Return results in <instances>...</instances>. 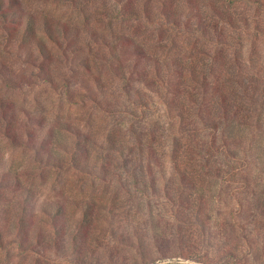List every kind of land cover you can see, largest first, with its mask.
I'll use <instances>...</instances> for the list:
<instances>
[{
	"label": "rangeland",
	"instance_id": "obj_1",
	"mask_svg": "<svg viewBox=\"0 0 264 264\" xmlns=\"http://www.w3.org/2000/svg\"><path fill=\"white\" fill-rule=\"evenodd\" d=\"M18 1L58 41L0 25V264H264V0Z\"/></svg>",
	"mask_w": 264,
	"mask_h": 264
},
{
	"label": "trees",
	"instance_id": "obj_2",
	"mask_svg": "<svg viewBox=\"0 0 264 264\" xmlns=\"http://www.w3.org/2000/svg\"><path fill=\"white\" fill-rule=\"evenodd\" d=\"M63 2H69L70 4L74 5V2L76 0H62ZM126 5L121 6L120 9L118 10L117 14L119 17H130L132 14L135 16L137 13V10L134 9L131 6V0H125ZM19 1L18 0H0V25L3 27V33L6 35L7 41L9 40H15L19 42V47H26L28 48L29 45L32 42H36L39 44V37L37 34L38 29H43V33L46 37H48L50 40L58 41V38L56 34H54L51 26H49V23L44 21L41 22V24L38 25L37 21L31 16H27L26 13L19 8ZM128 5V6H127ZM156 17H159V21L161 20L163 23H166V28H168L170 31L173 30V27L176 29V24L173 21H170L172 15V10L168 7H162L160 10V14L156 15ZM152 21H155L152 19ZM158 21V20H157ZM162 23V24H163ZM200 28H196V32L198 34L200 33L201 36L205 37L208 33L209 30H206L205 23L203 21H200ZM66 28L62 27V35L65 33ZM223 36V35H221ZM115 41V40H114ZM42 45V43H40ZM39 49L42 53H44V49L39 46ZM128 50L136 53H141L142 54V48L141 46L137 44H133L130 48L128 47ZM193 62V60H191ZM180 73L182 78L186 75L185 72L183 71H188V76L190 77L191 81L195 80V75L197 72L194 69V65L191 63V70H185L184 64L180 65ZM158 68L159 65H156ZM166 67L172 68V63H166ZM2 69V66H0V70ZM46 72V71H45ZM3 75V74H2ZM3 82L5 85H7L9 88H15V83L16 82H9V77H6L3 75ZM196 81V80H195ZM7 107L4 104H0V132L2 136L8 137L13 140V136L17 134V128L14 125V114L11 113V110H5L4 108ZM183 107V106H182ZM112 150H117L120 152L122 150V146H113L111 148ZM84 152L80 146V144L75 143L72 151L70 152L68 162L70 164H74L80 168H84L86 166V162L84 161V158L82 155H84ZM44 159V158H43ZM45 162L48 164H57L59 162H55L54 160H50L49 157L45 159ZM24 218V219H23ZM26 217L18 215V220H17V239L16 242L19 241V239L23 238L24 235L27 234V231L25 228V220ZM55 219V218H54ZM53 220V219H52ZM90 220H92L90 218ZM55 223V221H52ZM58 225H55L56 233L58 231ZM1 237H2V232L0 230V243H1ZM20 242V241H19Z\"/></svg>",
	"mask_w": 264,
	"mask_h": 264
},
{
	"label": "water",
	"instance_id": "obj_3",
	"mask_svg": "<svg viewBox=\"0 0 264 264\" xmlns=\"http://www.w3.org/2000/svg\"><path fill=\"white\" fill-rule=\"evenodd\" d=\"M152 264H156V262H153Z\"/></svg>",
	"mask_w": 264,
	"mask_h": 264
}]
</instances>
